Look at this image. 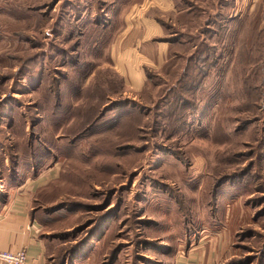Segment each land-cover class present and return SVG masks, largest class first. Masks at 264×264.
<instances>
[{
  "label": "rangeland",
  "instance_id": "obj_1",
  "mask_svg": "<svg viewBox=\"0 0 264 264\" xmlns=\"http://www.w3.org/2000/svg\"><path fill=\"white\" fill-rule=\"evenodd\" d=\"M173 2L0 0V199L43 264H264V0ZM132 4L168 42L140 75Z\"/></svg>",
  "mask_w": 264,
  "mask_h": 264
},
{
  "label": "crops",
  "instance_id": "obj_2",
  "mask_svg": "<svg viewBox=\"0 0 264 264\" xmlns=\"http://www.w3.org/2000/svg\"><path fill=\"white\" fill-rule=\"evenodd\" d=\"M157 8L166 9L173 0H154ZM135 4L130 5V10L124 20L127 25L113 42L111 55L114 58V66L120 74L131 75L142 70L138 67V57L135 55H144L147 62L140 60L139 64H159L166 56L168 42L165 40H152V36L162 33L158 22L151 14L146 12H137ZM113 19V18H112ZM122 42L121 45L118 41ZM135 48L137 50L135 51ZM149 60V61H148ZM121 68V69H120ZM27 198L22 197H5L0 199V249L15 251L19 248H26L30 264L44 263V246L43 240L39 234V225L35 215L27 209ZM0 264H4L0 262ZM201 264H208L202 261Z\"/></svg>",
  "mask_w": 264,
  "mask_h": 264
},
{
  "label": "built area",
  "instance_id": "obj_3",
  "mask_svg": "<svg viewBox=\"0 0 264 264\" xmlns=\"http://www.w3.org/2000/svg\"><path fill=\"white\" fill-rule=\"evenodd\" d=\"M0 262L4 264H30L24 247L15 251L0 249Z\"/></svg>",
  "mask_w": 264,
  "mask_h": 264
},
{
  "label": "trees",
  "instance_id": "obj_4",
  "mask_svg": "<svg viewBox=\"0 0 264 264\" xmlns=\"http://www.w3.org/2000/svg\"><path fill=\"white\" fill-rule=\"evenodd\" d=\"M106 110H108V109H106ZM244 172H245V171H244ZM244 172H243V173H244Z\"/></svg>",
  "mask_w": 264,
  "mask_h": 264
}]
</instances>
